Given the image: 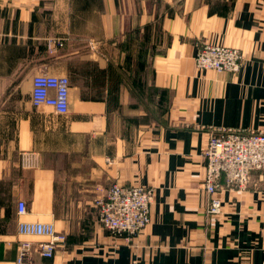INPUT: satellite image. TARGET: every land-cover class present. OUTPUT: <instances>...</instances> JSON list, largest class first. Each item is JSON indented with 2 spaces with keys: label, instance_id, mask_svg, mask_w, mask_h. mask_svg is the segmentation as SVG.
<instances>
[{
  "label": "crops",
  "instance_id": "1",
  "mask_svg": "<svg viewBox=\"0 0 264 264\" xmlns=\"http://www.w3.org/2000/svg\"><path fill=\"white\" fill-rule=\"evenodd\" d=\"M205 44L239 49L240 72L199 70ZM44 74L69 79L67 114L33 105ZM219 129L264 131V0H0V264H264V171L208 213ZM115 183L154 190L129 243L95 207ZM20 222L66 241L44 258Z\"/></svg>",
  "mask_w": 264,
  "mask_h": 264
},
{
  "label": "built area",
  "instance_id": "2",
  "mask_svg": "<svg viewBox=\"0 0 264 264\" xmlns=\"http://www.w3.org/2000/svg\"><path fill=\"white\" fill-rule=\"evenodd\" d=\"M61 48V40L49 41V47ZM243 54L239 49L222 45H203L195 58L199 70H214L238 74ZM70 81L65 76L39 75L33 80L32 103L35 107H51L58 114H67ZM206 159L204 188L210 196L208 212L221 213L222 203L215 197L220 190L245 191L251 185V175L264 171V131L245 132L235 129H219L213 134L203 151ZM154 191L143 186L126 187L118 183L110 185L105 194L95 200L100 222L115 238L130 242L151 223V206ZM26 214L24 202L19 203V215ZM19 233L40 237L39 253L53 258L66 237L59 234L52 224L19 223ZM32 242L20 246L19 262L31 256Z\"/></svg>",
  "mask_w": 264,
  "mask_h": 264
},
{
  "label": "rangeland",
  "instance_id": "3",
  "mask_svg": "<svg viewBox=\"0 0 264 264\" xmlns=\"http://www.w3.org/2000/svg\"><path fill=\"white\" fill-rule=\"evenodd\" d=\"M242 64H243V60H242ZM241 68H242V66H241ZM146 188H149V187H146ZM150 189H152V188H150ZM153 190V189H152ZM154 191V190H153ZM154 198V197H153ZM209 205H210V203H209ZM209 213V212H208ZM210 214V213H209ZM213 215V214H212ZM99 220H100V216H99ZM101 223V222H100ZM103 226V225H102ZM104 227V226H103ZM107 230V229H106ZM140 235V234H139ZM120 237H118V239H119ZM120 239H123V238H120ZM124 241H125V239H124ZM125 242H127V241H125ZM127 243H129V242H127Z\"/></svg>",
  "mask_w": 264,
  "mask_h": 264
}]
</instances>
